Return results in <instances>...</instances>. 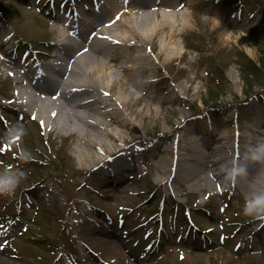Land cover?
Wrapping results in <instances>:
<instances>
[{"label":"rangeland","instance_id":"obj_1","mask_svg":"<svg viewBox=\"0 0 264 264\" xmlns=\"http://www.w3.org/2000/svg\"><path fill=\"white\" fill-rule=\"evenodd\" d=\"M97 3L108 9L101 18L92 13ZM161 6L190 11L192 26L166 38L178 47L169 59L145 47L155 60L146 70L152 82L145 92L135 88L134 106L153 112L133 128L114 121L116 148L98 162L86 165L78 156L71 124V131L47 129L15 104L12 77L45 65L41 53L31 56L41 41L56 43V16L88 12L96 32L146 13L157 22ZM263 48L264 0H0V176L17 181L0 194V264H264V223L242 212L264 161L249 166L253 147L247 155L237 150L242 160L229 165L245 173L205 194L198 185L208 176L206 163L192 159L195 149L227 153L219 139L225 132H235L238 145L246 133L254 146L264 139V125L256 123L264 112ZM17 57L28 62L19 68ZM251 62L256 75L245 77L241 67ZM120 63L108 62L107 70L127 82ZM124 158V169L101 175ZM178 158L186 161L169 174L175 178L162 180L168 173L158 166ZM190 170L195 176L185 180Z\"/></svg>","mask_w":264,"mask_h":264},{"label":"bare ground","instance_id":"obj_2","mask_svg":"<svg viewBox=\"0 0 264 264\" xmlns=\"http://www.w3.org/2000/svg\"><path fill=\"white\" fill-rule=\"evenodd\" d=\"M139 2L144 4L142 1ZM155 5L159 6L157 3ZM105 9L106 5L97 3L92 13L96 18H101ZM155 9L158 10V8ZM159 9V13L156 14L157 22L153 15L146 13L140 20L119 19L116 23L111 20L110 25L101 26L102 28L100 27L96 32L89 16L87 17L88 12L78 11L65 19L56 16L53 29L57 30L60 39L53 50L46 51L45 54L58 61L39 66L40 70L33 65L19 70L23 73L22 77H14V79L16 82L24 79L25 84L21 85L16 92L13 91L15 104L44 124L47 129L57 128L62 131H71L68 126L71 124L74 129L72 133L76 134L78 156L85 159L84 164L86 165L93 161L98 162L101 155L110 153L116 148V138L110 129L114 121L133 128L135 119L148 118L153 112H150L148 108L145 110V104L136 108L134 106L140 98L135 97V88L144 91L145 85L152 82L151 75H147L146 70L154 66L155 60L151 59L146 52L156 50L155 57L158 59L173 57L177 54V44L173 43V38L171 40L166 38H171L192 26L190 11L177 12L174 8L169 9L162 6ZM74 31L77 32L76 36L73 34ZM146 46L151 50L145 49ZM167 48H169L168 51ZM114 59L122 61L119 68L127 75L128 83L122 82L115 70H107L108 62ZM16 63L19 68L24 65L19 61ZM129 84L133 86V89ZM174 97L177 98V93ZM76 118L79 124L73 120ZM261 118L256 123L263 126L264 112ZM141 125L145 126L144 123ZM262 135L264 136V132ZM241 136L243 137L241 138L242 144L238 145L235 142V145H238L241 150H246L247 155L248 150L254 147L255 138H252L249 133ZM236 138L239 137L235 135V132H225L219 135L222 146L227 147L228 152L224 155H220L219 151L195 149L196 156H192V159L199 163L205 162L208 170V176L204 177L203 182L198 185L200 191L206 194L215 187L232 183L227 178V172L231 171L232 167L229 164L233 163L227 161L229 157L233 159L230 152H234L236 148L230 141H235ZM259 142L264 143V139ZM162 147L163 145L156 146L158 149ZM179 153L183 155V152ZM236 155L239 159L242 158L240 153ZM182 159L172 160L167 164L168 167H165V162L159 164L158 171L168 173L162 180L175 178L169 174L174 173L176 176L179 162ZM125 160L127 159L115 161L116 169L113 170L120 167L124 169ZM247 161L249 166L260 162L250 158ZM113 170L107 171H112L113 174ZM104 173L105 171H102L101 175ZM194 176L192 170L182 174L185 180ZM249 189L253 191L249 199L253 196L264 195V175L260 177V180H255ZM258 222L263 224L264 218H260ZM136 241H141V239Z\"/></svg>","mask_w":264,"mask_h":264},{"label":"clouds","instance_id":"obj_3","mask_svg":"<svg viewBox=\"0 0 264 264\" xmlns=\"http://www.w3.org/2000/svg\"><path fill=\"white\" fill-rule=\"evenodd\" d=\"M10 139L11 137H9ZM249 158L253 161H264V143L255 145L250 151ZM244 173L245 169L243 167L234 166L228 173L227 178L231 181L234 177ZM16 183V178L11 173L0 176V194H6L14 190ZM242 212L245 216H252L258 219L264 218V195L253 196L250 199L246 198Z\"/></svg>","mask_w":264,"mask_h":264},{"label":"trees","instance_id":"obj_4","mask_svg":"<svg viewBox=\"0 0 264 264\" xmlns=\"http://www.w3.org/2000/svg\"><path fill=\"white\" fill-rule=\"evenodd\" d=\"M259 66L260 67H263L264 68V48H263V54L261 55L260 59H259ZM241 70H242V74L245 76V77H248L250 75H256V72H255V66L253 65V62L251 63H246L245 65H243L241 67ZM209 90V96L210 97H214L216 96V94L214 93V89H212L210 86L208 88ZM64 168V167H63Z\"/></svg>","mask_w":264,"mask_h":264},{"label":"snow or ice","instance_id":"obj_5","mask_svg":"<svg viewBox=\"0 0 264 264\" xmlns=\"http://www.w3.org/2000/svg\"><path fill=\"white\" fill-rule=\"evenodd\" d=\"M5 148L7 147V145L4 146ZM4 150L3 148H0V151Z\"/></svg>","mask_w":264,"mask_h":264}]
</instances>
